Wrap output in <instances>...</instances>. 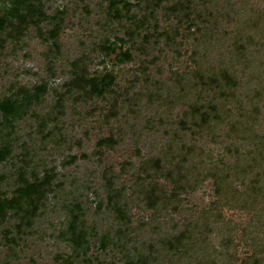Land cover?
<instances>
[{
	"label": "rangeland",
	"instance_id": "rangeland-1",
	"mask_svg": "<svg viewBox=\"0 0 264 264\" xmlns=\"http://www.w3.org/2000/svg\"><path fill=\"white\" fill-rule=\"evenodd\" d=\"M125 1L129 11L116 17L108 0H39L44 16L19 43L0 49V100L13 104L8 113L0 110V151L9 153L0 161V199L15 195L21 169L30 182L51 176L35 216L26 221L8 210L0 218V264H129L140 254L150 264H264V165L243 171L258 140L228 138L225 126L199 137L179 125L192 120V103L205 102L199 69L233 64L244 104L247 93L264 90V52L246 37L256 40L258 31L245 26L255 17L264 25V0H204L213 11L206 25L193 13L172 15L177 0L152 13L145 1ZM11 2L0 0V16ZM121 51L129 59L117 62ZM84 68L87 79L112 76L103 95L88 83L71 88L74 72ZM257 105L253 130L262 137L264 98ZM183 145L193 148V161L228 170L239 193L256 179L263 195L248 208L228 203L214 211V183L196 182L204 178L197 166L193 189L169 197V180L143 167L158 157L176 163ZM153 184L167 199L150 192ZM72 222L83 241L75 242ZM186 231L184 245L168 249Z\"/></svg>",
	"mask_w": 264,
	"mask_h": 264
},
{
	"label": "trees",
	"instance_id": "trees-1",
	"mask_svg": "<svg viewBox=\"0 0 264 264\" xmlns=\"http://www.w3.org/2000/svg\"><path fill=\"white\" fill-rule=\"evenodd\" d=\"M108 1L109 10L116 17H120L123 8L124 10L129 11L130 4L125 0ZM142 1H145V4H147L146 7L150 8L152 13L164 0ZM198 1L177 0L170 7V11L172 12V15H179L180 12H183L185 18H189L193 13L201 23H204L203 25H206L209 23L207 18L210 19L213 14V11L210 9L211 2L204 0ZM11 5L10 8H4V11L0 16V49L6 42L19 43L25 33H27L29 26L36 24L37 21L44 16L39 7V0H12ZM260 21H262L261 18L255 17L249 20V24H245V26L248 27L247 31H253L254 29L258 31V40L254 39L256 36L247 35L246 37H248L249 42H252L255 46L261 48L258 52H264V25L261 24L262 22ZM51 35L53 38H56L57 33L53 32ZM237 48H239L241 57L245 59L247 55L244 53L245 50L243 44L239 45V47L237 46ZM110 51L111 53H115L114 49H110ZM115 59L117 62H124L129 59V53L121 51L115 55ZM74 73L76 76L73 82L70 83L71 85L69 84L72 86L71 88L79 89L88 83V85H91V91L93 94L103 95L105 90H107L113 82L111 75L87 79V70L85 68ZM195 79H197L199 82L198 84L201 85L200 92L203 90L207 93V96H205L204 103L200 104L196 102L189 106L191 110L189 116L192 120H181L179 122L181 129H188L191 135L201 137L204 133H214L215 129L225 126L227 128L226 136L228 138H234L237 141L258 140L256 142V146L259 144L257 155L252 163H248L245 166L246 168H244L243 171H246L247 169L252 171L256 166L261 167L264 165V136H256L253 130L254 126L258 123L257 120L261 117V111L257 103L264 98V90H253L254 93L251 95L247 93V102L244 104L237 95V90H245V88L240 85L238 71L233 64L230 66L213 68V73L209 72L208 69H199L197 70V73H195ZM203 87L205 88L203 89ZM210 94H212L211 97H209ZM247 105L250 107L249 110L246 108ZM0 110L4 113L13 110L12 102L9 100H0ZM247 133L250 134L247 136ZM110 143H112V137L100 140L98 146H106ZM193 153V148L183 145L179 149V154L174 155L175 159L176 157H179L176 163L167 162L168 164H166L164 163L165 160L163 157H158L152 160L149 166H144L143 169L147 172L149 167L151 170L153 169L156 174H161L165 179L169 180V183L173 185V190L169 197H176V195L182 190L186 191L193 189L196 182L210 178L214 183V192L217 197L216 203L212 205L214 211L217 210V205L228 206V203L242 205V207L244 206L245 208H248L249 205L254 206L251 202L255 203V199L257 200L259 196L263 195L261 191L262 189L258 187V180L256 179L252 180L249 190H246L244 193H239L237 190L233 189L229 183V174H227L229 172L228 170L222 171L219 168L217 169V167L213 168L211 166H205L202 162L197 163L192 160ZM8 154L9 153L6 150L4 151L2 149L0 151V161H2ZM173 159L174 157L172 156L169 160L172 161ZM165 165H170V168L165 167ZM190 166H194V168L191 169ZM197 166H201V173L204 178L192 182L191 170H200ZM26 173L27 172L22 169L18 172L19 186L15 190V195L9 199H0V218H2L8 210H15L16 212L21 211V218L26 221L36 215L39 208V201L44 197L46 189L51 184V176L46 174L43 178H33L30 182ZM106 181L107 183L110 182L109 178H107ZM108 190L111 191V187ZM149 190L151 193L156 194L155 192L160 189L157 184H153L149 187ZM157 195L160 200L167 199V194L163 190H160ZM242 195L249 196L251 201H241L240 198L243 197ZM23 202L27 203L26 209L22 208ZM75 225L77 224H71L75 242L83 241L82 230L78 231V228H75ZM196 226L199 227L198 224H195L194 228H197ZM205 227H207V225H205ZM189 232H182L174 238L172 242H168V249L169 247L177 249L178 247L183 246L185 240L190 238L187 236L188 234L191 235ZM106 240V237H104V244H106ZM150 263L149 258L141 254L135 258V261H129V264Z\"/></svg>",
	"mask_w": 264,
	"mask_h": 264
}]
</instances>
